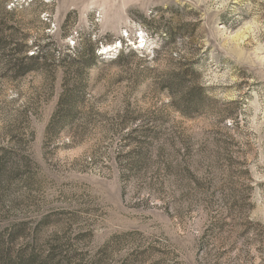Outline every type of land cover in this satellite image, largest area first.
Returning a JSON list of instances; mask_svg holds the SVG:
<instances>
[{
    "label": "rangeland",
    "instance_id": "obj_1",
    "mask_svg": "<svg viewBox=\"0 0 264 264\" xmlns=\"http://www.w3.org/2000/svg\"><path fill=\"white\" fill-rule=\"evenodd\" d=\"M0 264H264V0H0Z\"/></svg>",
    "mask_w": 264,
    "mask_h": 264
}]
</instances>
